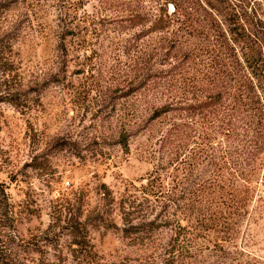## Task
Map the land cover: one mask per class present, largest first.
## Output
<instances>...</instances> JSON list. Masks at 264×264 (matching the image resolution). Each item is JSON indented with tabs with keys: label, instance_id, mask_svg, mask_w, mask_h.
Returning <instances> with one entry per match:
<instances>
[{
	"label": "rangeland",
	"instance_id": "374dc122",
	"mask_svg": "<svg viewBox=\"0 0 264 264\" xmlns=\"http://www.w3.org/2000/svg\"><path fill=\"white\" fill-rule=\"evenodd\" d=\"M166 8L164 0H0V264H264V163L235 240L223 217L207 229L191 219L178 234L132 233L136 187L157 170L171 218L189 202L196 172L212 169L218 140L197 124L163 149L168 127L190 115L152 119L153 109L234 82L232 58L205 37L212 30H180ZM212 119L207 112L206 125ZM149 199L154 215L160 203Z\"/></svg>",
	"mask_w": 264,
	"mask_h": 264
},
{
	"label": "trees",
	"instance_id": "16d2710c",
	"mask_svg": "<svg viewBox=\"0 0 264 264\" xmlns=\"http://www.w3.org/2000/svg\"><path fill=\"white\" fill-rule=\"evenodd\" d=\"M240 2L241 5L236 0H164L165 7L170 6L172 10L167 19L178 23L180 30H212L205 37H210L217 47L222 46L232 58L230 72L234 82L217 93L199 94V97L193 94L187 101L182 100L183 94L174 95L171 103L153 109L152 119L166 116L172 110L180 113L181 109L190 115L187 122L174 121L168 127L161 140L163 149L173 139L180 138L183 128L190 129L195 135L197 124L199 128L203 127V134H206L207 127L213 130L212 134L218 140L213 150L212 169L196 172L195 186L187 191L189 195L185 198L189 202L183 205L178 202L174 213L170 214L171 218L165 215V205L168 204L167 200L164 201L163 180L157 170L145 185L136 187L139 195L132 196V233H147L170 226L169 229L178 234L187 228L182 223L191 219L199 221L198 227L193 229H207L209 223L215 220L218 223L223 217L233 225L230 237L235 240L258 182H263V176L261 179L258 177L264 163V21L260 16L264 2H256L252 6L245 4L244 0ZM154 22L162 20L157 18ZM193 52L189 51L190 57L194 56ZM175 98L177 101H173ZM223 104L227 105L222 108L227 110L226 120L218 117L217 112V107ZM207 112L212 115L210 125L215 129L205 123ZM222 137L226 144L225 141L221 143ZM196 155L193 170L199 165V155ZM180 166L181 162L173 168L174 179L171 181L176 184L179 182L176 181L177 174L182 170ZM149 198L160 203L154 215ZM174 201L170 203L174 204ZM135 214H139L136 220Z\"/></svg>",
	"mask_w": 264,
	"mask_h": 264
}]
</instances>
